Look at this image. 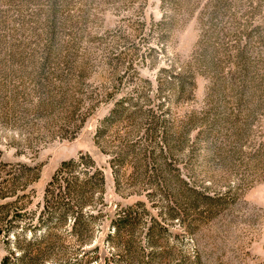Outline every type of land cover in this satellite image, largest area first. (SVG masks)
<instances>
[{"label":"rangeland","instance_id":"374dc122","mask_svg":"<svg viewBox=\"0 0 264 264\" xmlns=\"http://www.w3.org/2000/svg\"><path fill=\"white\" fill-rule=\"evenodd\" d=\"M5 260L264 264V0H0Z\"/></svg>","mask_w":264,"mask_h":264},{"label":"trees","instance_id":"16d2710c","mask_svg":"<svg viewBox=\"0 0 264 264\" xmlns=\"http://www.w3.org/2000/svg\"><path fill=\"white\" fill-rule=\"evenodd\" d=\"M61 219H63V218H61ZM78 221V220H77ZM75 222L74 224H76V226H78V222ZM115 225H117V224H115ZM47 237V235L46 236H44V238H46ZM36 243V240H31L30 241V244L32 245V244H35ZM17 260V259H16ZM3 264H8V262L5 260L4 262H3Z\"/></svg>","mask_w":264,"mask_h":264}]
</instances>
